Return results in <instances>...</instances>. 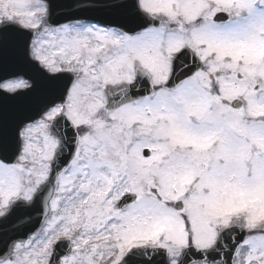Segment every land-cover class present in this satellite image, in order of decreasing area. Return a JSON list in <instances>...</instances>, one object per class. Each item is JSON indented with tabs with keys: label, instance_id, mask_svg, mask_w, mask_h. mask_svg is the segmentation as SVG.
Here are the masks:
<instances>
[{
	"label": "snow or ice",
	"instance_id": "6c2138e0",
	"mask_svg": "<svg viewBox=\"0 0 264 264\" xmlns=\"http://www.w3.org/2000/svg\"><path fill=\"white\" fill-rule=\"evenodd\" d=\"M0 264H264V0H0Z\"/></svg>",
	"mask_w": 264,
	"mask_h": 264
}]
</instances>
